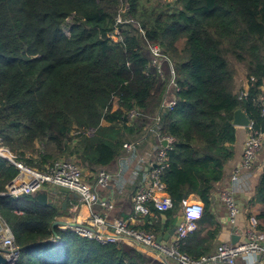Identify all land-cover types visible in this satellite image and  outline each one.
<instances>
[{"label": "trees", "instance_id": "obj_1", "mask_svg": "<svg viewBox=\"0 0 264 264\" xmlns=\"http://www.w3.org/2000/svg\"><path fill=\"white\" fill-rule=\"evenodd\" d=\"M263 95L264 0H0L2 145L39 172L75 160L92 175L111 174L124 142L142 138L163 102L174 100L158 127L175 140L161 174L173 207L151 206L158 220L147 217L140 229L163 234L181 200L196 194L203 216L178 249L191 259L212 253L222 227L209 195L238 150L233 113L264 135ZM133 109L141 116L129 126ZM17 173L0 158V215L20 249L17 264H164L127 243L52 229L67 216L53 197L42 205L2 195ZM248 206L261 207L264 232V167Z\"/></svg>", "mask_w": 264, "mask_h": 264}, {"label": "built area", "instance_id": "obj_2", "mask_svg": "<svg viewBox=\"0 0 264 264\" xmlns=\"http://www.w3.org/2000/svg\"><path fill=\"white\" fill-rule=\"evenodd\" d=\"M112 40L117 39V32L110 36ZM153 55L152 65L156 68L158 75L162 78L163 72L161 68L160 50L158 47H152ZM170 85H175L173 78ZM244 88V85H242ZM246 96V92H240L239 100ZM175 101H164L157 112L153 123L148 127L146 133H153L159 139V142H165V146H161L158 150L156 162L150 168L146 182L140 185L132 197V208L135 214L146 217L150 215V207L152 206L158 212H166L173 207L172 201L166 192L165 185L161 181L163 169L168 165L166 163L167 150L175 142L171 136L161 135L158 127L162 121V114L165 111L172 110ZM112 109H116L115 103ZM138 110H130L126 114V123L131 125L133 121L140 117ZM248 135L244 144L240 161L235 165L230 177V183L238 184L244 177V174L252 169L254 162L262 148V136L252 129V123L246 128ZM89 134V133H88ZM138 145V142H124L123 151L120 158L129 156ZM0 158L7 161L18 171L16 177L5 187L6 193L3 196L17 199L22 196H32L36 192L43 189L45 185L58 188H66L70 192L78 196V205L75 212L84 211L86 217L83 224H77L76 228H71L78 235L95 239L101 243H127L134 248L142 250V252L153 256L154 260H158L164 264H237L239 259L243 260L249 256L259 257L264 262V232L258 229V221L256 217H249L246 227L243 231L244 241H237L235 244L220 243L213 254L201 256L194 260L179 252L180 243L186 236L193 232L196 222L199 221L204 212L203 203L200 201H191L184 198L180 202L181 214L183 221L177 227L173 236L167 242L156 243V237L141 229H136L124 220H109L107 215H99L93 209L95 205H99L104 210L111 208L107 201L100 199L95 188L85 182L84 171L75 160H60L47 166L43 172L26 166L18 160L7 148H5L0 140ZM112 175L101 170L96 175L95 185L101 188H107ZM231 190L224 191L221 199L227 211V222L234 226L236 223L239 210L232 198ZM20 214V212H18ZM157 221L158 217L154 216ZM104 228L105 233L97 231ZM66 229V227H63ZM70 229V228H69ZM96 229V230H95ZM0 254L10 264H17L20 255V249L15 243L13 232L0 215Z\"/></svg>", "mask_w": 264, "mask_h": 264}, {"label": "crops", "instance_id": "obj_3", "mask_svg": "<svg viewBox=\"0 0 264 264\" xmlns=\"http://www.w3.org/2000/svg\"><path fill=\"white\" fill-rule=\"evenodd\" d=\"M237 131L238 150L236 155L233 160L228 162L224 167L223 178L219 182L212 183V190L209 195V201L215 206L216 219L222 226L214 242L211 254L215 252L220 243H231L232 236H235L237 241L243 242V231L246 227L248 218L252 216L256 217L258 212L261 211L260 206L250 207L248 203L253 197L255 186L264 167V136H262V148L252 169L244 174L240 183L232 184L230 183V177L235 165L241 159L246 137L249 133L246 128H237ZM134 141L138 142V145L126 158L119 157L117 169L114 173H111L112 178L107 188L96 186V175H92L88 171L82 169L85 174V182L95 188L101 200L107 201L111 205V208L108 210H104L99 205H95L93 207L94 211L99 215H107L109 220L121 219L128 222L130 226L140 229L144 225V221L147 217L154 220L155 215L151 213L149 216L143 217L135 214L132 208V197L137 188L146 182L150 168L155 164L158 150L162 144L153 133H145L142 138L128 142ZM229 190L232 191V198L239 210L234 226L229 225L226 220L227 211L221 199L222 192ZM42 191H46L47 193L56 192L57 194L53 197L54 201L60 204L65 203L64 209L67 210V216L57 217L56 221L83 224L82 222L86 217V213L84 211L80 212L82 209L79 213L75 212V208L78 205V196L76 194L70 191L68 193L62 192L60 188L50 185H45ZM185 198L191 201H200L196 194H188ZM50 199L51 197L49 196L48 201ZM154 222L156 221L154 220ZM97 231L105 233L104 228H99ZM237 264H264V262L259 257L249 256L243 260L239 259Z\"/></svg>", "mask_w": 264, "mask_h": 264}, {"label": "water", "instance_id": "obj_4", "mask_svg": "<svg viewBox=\"0 0 264 264\" xmlns=\"http://www.w3.org/2000/svg\"><path fill=\"white\" fill-rule=\"evenodd\" d=\"M262 106L264 107V95H263V102H262ZM250 124L249 119L247 118V116L241 111V110H236L233 113L232 116V125L237 127V128H247ZM162 146H165V142H162ZM60 190L62 192L68 193L69 190L66 188H60ZM57 193L56 192H51V193H47L46 191H39L36 192L35 194L32 195V198L37 201L39 204L42 205H46L48 202V198L50 197H54ZM62 208H65V203L62 204ZM165 216L162 214L161 215V220L164 221ZM183 221V216L182 214H179L176 217L175 223L174 225L168 229L166 232H164L163 234L159 235L156 237L155 241L156 243H160V242H167L175 233L177 227H179V225L182 223ZM55 226H62V227H66V228H76L78 225L75 223H66V222H58L55 221L53 222L51 228L53 229V227ZM55 236V234H54ZM237 242V238L235 236L231 237V244H235ZM0 264H10V261H7L1 254H0Z\"/></svg>", "mask_w": 264, "mask_h": 264}, {"label": "rangeland", "instance_id": "obj_5", "mask_svg": "<svg viewBox=\"0 0 264 264\" xmlns=\"http://www.w3.org/2000/svg\"><path fill=\"white\" fill-rule=\"evenodd\" d=\"M70 22V18L69 19H67V23H69ZM69 31V28L68 27H65L64 28V33H65V35H68V32ZM131 246V245H130ZM137 249V248H136ZM140 250V249H139ZM141 252H142V250H140ZM145 256H148V257H150V258H153V256L152 255H150V254H147V253H144V252H142ZM20 256V255H19ZM18 259H19V257H18ZM18 262V261H17ZM170 264H174L172 261H170Z\"/></svg>", "mask_w": 264, "mask_h": 264}]
</instances>
